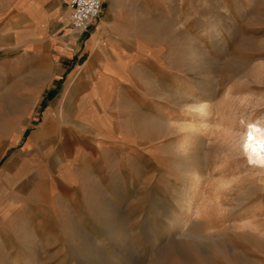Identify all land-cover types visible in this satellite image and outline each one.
I'll list each match as a JSON object with an SVG mask.
<instances>
[{"label": "rangeland", "instance_id": "rangeland-1", "mask_svg": "<svg viewBox=\"0 0 264 264\" xmlns=\"http://www.w3.org/2000/svg\"><path fill=\"white\" fill-rule=\"evenodd\" d=\"M70 2L36 22L0 0V264H264V174L226 141L231 114L264 124V0H101L123 29L93 83L69 79ZM185 200L190 236L166 237Z\"/></svg>", "mask_w": 264, "mask_h": 264}, {"label": "crops", "instance_id": "crops-1", "mask_svg": "<svg viewBox=\"0 0 264 264\" xmlns=\"http://www.w3.org/2000/svg\"><path fill=\"white\" fill-rule=\"evenodd\" d=\"M58 2L59 0H10L9 8H11L13 10L12 12L14 13V15L17 16L30 15V10L34 9L35 14H37L36 16H38L36 22H38L39 20L43 21L44 19L47 21L50 20L55 14L53 11H48V9L45 7L49 5L52 6L54 4H57ZM68 11H69V7H68ZM122 14L123 13L120 11V9H118V11H114L111 9L110 11L105 12L98 19L97 25L95 24L96 20L93 21V23L88 28L89 30L85 32V33H89L90 36L89 42L86 44V50L88 52V55L85 61L83 62V64L78 65L76 69L70 73L69 79L71 81H78L83 83L94 82L93 78L89 80L86 78V76H84V74L79 73L80 71H82L85 65H93L94 68L93 71L90 72V74L91 75L97 74V77L100 78L99 80L111 77L112 73H111V68L109 67L110 63L108 61L110 60L111 56L113 58H119L120 53H118L119 47L116 46L113 42H109L108 39L110 35L117 34L123 29ZM34 20L35 19L31 18V21ZM67 23H68V16H67ZM93 28H94V32L92 34L91 31H93ZM85 33H78L77 38L79 39L84 38V36H87V34ZM101 38L102 41L99 42L98 40H101ZM73 50L77 51L76 47H74ZM123 57L124 56H121V58ZM86 74L88 73L86 72ZM85 94H86L85 96L82 95L81 97L95 98L99 96L94 91H89ZM55 110L56 109L54 106L46 109L45 116L42 122L43 126L50 125V123L52 124L53 115H54L53 112H55ZM149 120L150 121L147 125L152 130L154 129L155 126H158L157 124H154L155 120H157L159 127L167 126L166 124L163 123V118L161 115L158 117H152ZM66 169H68L67 166H64V168H62L61 171L64 172L66 171ZM51 205L52 202H50V206Z\"/></svg>", "mask_w": 264, "mask_h": 264}, {"label": "bare ground", "instance_id": "bare-ground-1", "mask_svg": "<svg viewBox=\"0 0 264 264\" xmlns=\"http://www.w3.org/2000/svg\"><path fill=\"white\" fill-rule=\"evenodd\" d=\"M195 108L198 109L200 114L204 117V119L202 117L203 121L206 120V118H208L209 112L204 106H197ZM237 121H238L237 118L233 116L232 114L228 116V122H227L228 127L226 128V135H227L226 141L228 142V144H230L231 147L238 146L240 149V153L243 155L244 161L249 166L254 168V170L257 173L264 174V124L262 125L254 124L253 126H249L248 128H246L245 133L242 134L236 128L235 124ZM240 135L241 137H239ZM185 146H186V143L182 142V146L180 147L181 150H179L180 152L179 156L182 158V160H184V166H186V169H185L186 176H188V179L193 180L194 182L197 183L200 179V176L195 175L194 174L195 171L193 169H190L189 167L190 163L187 162L188 160L185 159V154L183 153L186 150ZM184 191H185L184 195L188 197V188H185ZM190 200H191V197H190ZM190 200L189 201L185 200L181 204L180 206V209L182 210L181 216L173 217L172 219L173 227L171 230L166 232V237H170L173 233H175L176 231L178 232L182 229H183L182 233H184V234L181 233L182 237L190 236L189 232H184L185 231L184 228L187 223V218L189 219V217L191 216L190 214L193 212V209H194V204L191 203ZM204 238L206 239L207 237L205 236L197 237V239H200V240Z\"/></svg>", "mask_w": 264, "mask_h": 264}, {"label": "built area", "instance_id": "built-area-1", "mask_svg": "<svg viewBox=\"0 0 264 264\" xmlns=\"http://www.w3.org/2000/svg\"><path fill=\"white\" fill-rule=\"evenodd\" d=\"M68 25L74 32L84 33L100 14L101 0H71Z\"/></svg>", "mask_w": 264, "mask_h": 264}]
</instances>
